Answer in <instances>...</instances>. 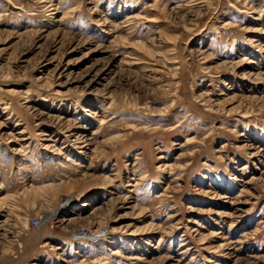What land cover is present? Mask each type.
<instances>
[{
    "label": "rangeland",
    "instance_id": "rangeland-1",
    "mask_svg": "<svg viewBox=\"0 0 264 264\" xmlns=\"http://www.w3.org/2000/svg\"><path fill=\"white\" fill-rule=\"evenodd\" d=\"M0 264H264V0H0Z\"/></svg>",
    "mask_w": 264,
    "mask_h": 264
},
{
    "label": "built area",
    "instance_id": "built-area-1",
    "mask_svg": "<svg viewBox=\"0 0 264 264\" xmlns=\"http://www.w3.org/2000/svg\"><path fill=\"white\" fill-rule=\"evenodd\" d=\"M40 222H41V220H40V218H39L38 216L32 218V223H33L34 225H39ZM83 234H85V233H83Z\"/></svg>",
    "mask_w": 264,
    "mask_h": 264
},
{
    "label": "bare ground",
    "instance_id": "bare-ground-1",
    "mask_svg": "<svg viewBox=\"0 0 264 264\" xmlns=\"http://www.w3.org/2000/svg\"><path fill=\"white\" fill-rule=\"evenodd\" d=\"M75 133H76V132H75ZM75 133H73V134L75 135ZM78 136H79V135H78ZM80 136H81V135H80ZM80 140H81V139H80ZM80 140H79V141H80ZM81 142H82V141H81ZM84 204L88 205L89 203H84ZM97 208H98V207H97Z\"/></svg>",
    "mask_w": 264,
    "mask_h": 264
}]
</instances>
